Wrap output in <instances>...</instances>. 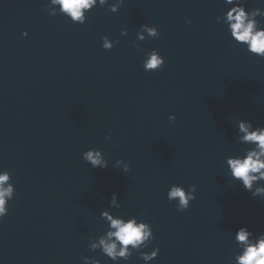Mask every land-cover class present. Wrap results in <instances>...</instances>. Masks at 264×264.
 I'll use <instances>...</instances> for the list:
<instances>
[{"label":"water","instance_id":"1","mask_svg":"<svg viewBox=\"0 0 264 264\" xmlns=\"http://www.w3.org/2000/svg\"><path fill=\"white\" fill-rule=\"evenodd\" d=\"M48 2L0 0V170L15 186L0 264H114L88 248L106 231L100 212L113 193L112 214L151 224L144 250L160 252L150 264H230L239 227L264 232V199L231 182L225 163L247 147L240 119L264 126V59L217 22L223 0H124L116 13L94 8L83 25L49 15ZM257 7L264 0H247ZM142 24L158 38L138 40ZM103 36L119 43L105 50ZM153 48L165 64L146 72ZM90 148L107 168L84 162ZM172 184L195 185L186 211L168 202ZM119 264L144 262L133 253Z\"/></svg>","mask_w":264,"mask_h":264},{"label":"clouds","instance_id":"2","mask_svg":"<svg viewBox=\"0 0 264 264\" xmlns=\"http://www.w3.org/2000/svg\"><path fill=\"white\" fill-rule=\"evenodd\" d=\"M124 0H49L45 10L51 16L60 15L69 19L74 24L83 25L87 22L88 13L94 8L108 6V11L116 13ZM226 8L216 17L218 23L225 26L231 41L239 45L253 56L264 59V24L257 18H264V9L259 7L248 9L247 0H223ZM186 23L191 24L188 20ZM146 34V35H145ZM27 37V31L22 32ZM121 35H127L126 30H121ZM160 31L155 26L142 24L137 32V39L143 41L148 38H158ZM101 47L111 50L119 40H110L103 36ZM138 48L139 45H136ZM165 59L160 52L153 48L146 52L142 61L146 72L159 71L164 67ZM171 123L176 119L175 115L168 117ZM110 138L109 137H106ZM236 138L241 144L247 145L236 155L228 156L225 160L229 178L245 191L249 192L253 199H264V126L254 125L252 121L240 119L236 126ZM85 163L92 169H105L108 161L98 148H90L82 153ZM116 167L122 168L127 173L130 165L123 159H118ZM12 173L7 169L0 170V221L9 212V201L15 197V186L11 182ZM195 185H189L186 189L182 185L172 184L167 191V200L171 204L175 202L177 211L183 212L190 207L195 197ZM118 196L113 193L109 201V208H119ZM105 208L100 212L101 219L106 224V231L98 238H89L88 248L92 251L99 250L114 264L121 260L127 262L138 254L144 264H150L159 255V245H155L151 251H145L155 240L150 223L135 215H114ZM236 251L230 264H264V232L255 233L247 226L239 227L233 236ZM83 264H101L94 257H82Z\"/></svg>","mask_w":264,"mask_h":264}]
</instances>
